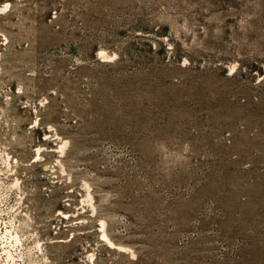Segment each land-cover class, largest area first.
<instances>
[{"label":"rangeland","instance_id":"374dc122","mask_svg":"<svg viewBox=\"0 0 264 264\" xmlns=\"http://www.w3.org/2000/svg\"><path fill=\"white\" fill-rule=\"evenodd\" d=\"M2 152L48 264H264V0H0Z\"/></svg>","mask_w":264,"mask_h":264},{"label":"bare ground","instance_id":"6f19581e","mask_svg":"<svg viewBox=\"0 0 264 264\" xmlns=\"http://www.w3.org/2000/svg\"><path fill=\"white\" fill-rule=\"evenodd\" d=\"M102 56L104 55L102 54ZM66 146L67 142H61L58 146V153L63 154ZM40 149H37L36 160L41 159L39 155ZM0 161V164H2L5 169L4 171L0 169V175L2 172H6L4 176L15 172V167L18 162L11 158L9 153H0ZM60 167L61 172L65 173L64 168L61 165ZM19 181L20 180L15 177L10 184H8L4 183L0 178V264H48L47 249L40 242L37 234L31 233L28 235L27 231L25 233V230L28 228L26 218L29 220L27 214L24 216L19 212L17 213V205L14 207L13 205H7L10 195H17L18 193L17 196L19 198L22 197ZM87 199L88 201L92 200L89 194L86 196V200ZM57 213L61 216H66L61 211H57ZM100 228L102 238L109 246L114 247L115 244L112 243L106 234L104 222L100 223ZM54 243H63V241L50 242V244ZM119 249L121 250L122 247ZM122 250L125 251L126 249L123 248ZM86 264H95L93 254L87 257Z\"/></svg>","mask_w":264,"mask_h":264}]
</instances>
